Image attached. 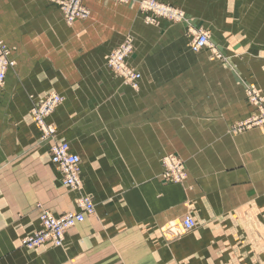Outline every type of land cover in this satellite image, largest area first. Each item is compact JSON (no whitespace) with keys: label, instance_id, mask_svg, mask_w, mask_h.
<instances>
[{"label":"crops","instance_id":"obj_1","mask_svg":"<svg viewBox=\"0 0 264 264\" xmlns=\"http://www.w3.org/2000/svg\"><path fill=\"white\" fill-rule=\"evenodd\" d=\"M83 1L90 17L68 25L46 0H0V40L15 61L0 88V264H264V128L226 132L253 110L225 63L188 48L190 28L206 29L264 94V0H159L185 21L158 26L134 3ZM127 31L138 91L105 64ZM52 91L62 101L50 121L80 158V192L30 116ZM167 153L184 160L181 184L159 177ZM79 193L94 212L62 245H20L39 226L37 204L77 212ZM187 214L195 227L178 231Z\"/></svg>","mask_w":264,"mask_h":264},{"label":"built area","instance_id":"obj_2","mask_svg":"<svg viewBox=\"0 0 264 264\" xmlns=\"http://www.w3.org/2000/svg\"><path fill=\"white\" fill-rule=\"evenodd\" d=\"M54 1L60 5L62 10L64 11L66 17L71 20L74 17L83 16L84 10L78 5L79 0H50ZM125 1V0H124ZM142 3H147L150 7H157V4L160 9V16H164L170 19H175V15H179V13L173 9L167 8L163 5H159L158 3L154 2L153 0H143ZM208 44V36L206 33H197L191 39L189 43V48L192 49L194 52H198L204 48H207ZM9 50L6 47L0 46V82L4 77V70L7 66V54ZM123 51H120L110 57L109 60V67L119 74L125 83L129 84L131 87L136 88V78L139 77L138 73L134 72L131 69H128L122 63L123 60ZM249 102L256 108L257 112L254 114L252 118H250L247 123L250 126H257L264 123V101L258 94L254 91L250 92L249 94ZM59 101L58 96L51 95L49 96L43 103L39 106H36L33 109V117H35V121L39 126V130L42 137L51 136L53 134V129L50 125L43 122L41 120V116L46 114L49 111V105L53 104L56 101ZM40 111L41 115H37V112ZM67 144L66 143H59L55 144L52 149V160L55 162L61 169L64 177L65 183L71 186H75L77 181L79 182L77 171H78V157L73 154H69L67 152ZM169 158L172 164H167L165 160H162L163 171H162V178L164 181L167 182H177L183 180L185 177L183 165L180 163L179 159L176 156L169 155ZM85 202L86 208H90V203L88 198H82L81 202ZM82 204V203H81ZM84 218L82 213H69L65 214L61 217L54 218L47 213H43L41 216V224L44 226V229L35 232L30 236H27L22 241L23 245L31 247L33 245L40 244L47 238L51 237L56 243L60 242L62 231L74 224L75 222L82 221ZM182 225L185 229H190L194 226V222L190 216H186L183 221Z\"/></svg>","mask_w":264,"mask_h":264},{"label":"rangeland","instance_id":"obj_3","mask_svg":"<svg viewBox=\"0 0 264 264\" xmlns=\"http://www.w3.org/2000/svg\"><path fill=\"white\" fill-rule=\"evenodd\" d=\"M47 1V0H46ZM83 1V0H82ZM113 1H115V2H117V3H124V4H129V3H134L135 5H136V7L138 8V10L140 11V12H142L143 13V22L145 23V24H148V25H154V26H158L159 25V22H160V20H166V21H169V22H172V23H180V22H184L185 21V14H184V12H183V10L182 9H180V8H177V7H174V6H171V5H169V4H166V3H164V2H161V1H159V0H154V1H156V2H158V4H162L163 6H165V7H167V8H170V9H173V10H175V11H177L178 13H179V15L180 16H178V15H175V19H170V18H167V17H163V16H158L157 17V15L155 14V13H153V11H151V10H147V9H144L143 8V6H142V1L143 0H113ZM49 2V1H48ZM51 3V2H50ZM53 4V3H52ZM83 5H84V7L87 9V11L89 12V15H90V10H89V8H88V6L84 3V1H83ZM60 12V11H59ZM60 15H61V12H60ZM88 15V16H89ZM88 16L86 17V18H88ZM90 17V16H89ZM61 18H62V20L64 21V19H63V17H62V15H61ZM86 18H84V19H86ZM77 20H83V19H77ZM65 22V21H64ZM74 22V21H73ZM72 22V23H73ZM66 23V22H65ZM72 23H70V24H72ZM66 24H68V23H66ZM69 25V24H68ZM198 32H205L207 35H208V45H207V48H204V49H207L208 51H209V56H210V58L211 59H213V60H216V61H220V62H223V63H225L227 66H228V68H229V70L231 71V73L229 74V76H231L240 86H241V90H242V98H244V103H245V105L248 103L249 104V106L252 108V110L253 111H251V113H249V114H245V115H242V116H240V118L239 119H236V120H234V121H232V122H230V124H228L227 125V128H226V132H228V134H230V135H232V136H235V135H239V134H243V133H245V132H247V131H250V130H253V129H261V128H264V123L263 124H261V125H257V126H250L248 123H247V121L250 119V118H252L253 116H254V114L257 112V110H256V108L249 102V94H250V92H252V91H254V92H256L257 94H258V96H260L261 98H262V100L264 101V94H263V91L257 86V85H255L254 83H252V82H248L246 79H244L243 78V74H242V76H241V74H239L234 68V65L230 62V58L228 57V56H225L217 47H216V45L213 43V42H211L210 41V34H209V32L206 30V29H203V28H195V29H191L190 28V31H189V33H190V40H189V43H190V41H191V39L193 38V36H195ZM120 36H122V38H121V41L116 45V46H114L109 52H108V54H107V56H106V66H107V68L113 73V75H115L117 78H119L120 79V81L122 82V84H124L125 86H127V87H129L131 90H133V91H138L139 90V86H140V81H141V77H140V80H139V82H138V86L136 87V88H133V87H131V86H129L128 84H126L124 81H123V79H122V77H120L115 71H113L108 65V63H107V59H108V56H109V54H110V52L112 51V50H114V49H117V48H119L122 44H124V43H129L130 44V46H131V52H130V54H129V56L126 58V62H127V64H129L132 68H134L135 70H137L139 73H140V71L130 62V58H131V56H132V54H133V52H134V48H135V39H134V35L130 32V31H127V32H125L123 35L122 34H120ZM0 44H1V46H3V47H6L8 50H9V54H8V58H9V60H10V62H11V66L10 67H8L7 68V70L9 69V68H12L13 66H14V64H15V61H14V59L12 58V48L10 47V46H8L4 41H2V40H0ZM188 48H189V45H188ZM190 49V48H189ZM203 50V49H202ZM190 51H191V49H190ZM201 51V50H200ZM199 51V52H200ZM192 52V51H191ZM193 53H198V52H193ZM7 72V71H6ZM140 75H141V73H140ZM5 80V79H4ZM3 84H4V81H3V83L0 85V88L3 86ZM54 91H52V92H49V93H47L44 97H43V99H41L40 101H38V102H33L32 101V104H31V107H30V116H31V119H32V115H31V109H32V106L34 105V104H37V103H40V102H42L44 99H45V97L48 95V94H50V93H53ZM55 93H57V92H55ZM58 94V93H57ZM60 95V94H59ZM61 103V102H60ZM59 103V104H60ZM58 104V105H59ZM247 106V105H246ZM244 107V104H242L241 105V109ZM57 108V107H56ZM56 108H55V110H56ZM54 110V111H55ZM243 112V111H242ZM54 113V112H53ZM52 113V114H53ZM244 114V113H243ZM34 121V120H33ZM52 123V122H51ZM53 124V123H52ZM55 132H56V129H55ZM54 139H56V134H55V137H54ZM40 142H43V143H45V142H50L49 140H42L41 138H40V136H39V139H38ZM169 155H173V156H176L178 159H179V161H180V163L183 165V169H184V173H185V177H184V179L183 180H180V181H177V182H167V181H164L163 180V178H162V171H163V165H162V160L164 161L165 160V162L167 163V164H172V162H171V160H170V158H169ZM160 164H161V172H160V175H159V177L164 181V182H166V183H174V184H181V183H183L184 181H185V179H186V176H187V174H186V169H185V165H184V160L182 159V158H180L178 155H176V154H174V153H167V154H164L163 156H161V158H160ZM82 179V178H81ZM68 187V186H67ZM82 187V186H81ZM70 188V187H69ZM71 190H74L73 188H70ZM80 190H81V188H80ZM75 191H77L78 192V190H75ZM80 194H82V193H80ZM79 194V195H80ZM79 195L76 197V204H77V207H78V198H79ZM37 206V209L39 210V215H40V213H41V211L42 210H47V211H49L51 214H53V215H56V214H54V213H52L49 209H47V208H45V207H43V206H41L40 204H37L36 205ZM79 208V207H78ZM67 213V212H66ZM63 214H65V213H63ZM58 215H62V214H58ZM58 215H56V216H58ZM186 216H190L191 217V215L190 214H187V215H185L184 217H186ZM183 217V218H184ZM182 218V219H183ZM192 218V217H191ZM182 219L181 220H177L176 221V223H175V226L177 227L176 229L179 231V230H182V231H184V232H186V231H190V230H192L193 228H191V229H189V230H185L183 227H182ZM196 225V224H195ZM40 226V225H39ZM39 226H38V228H39ZM38 228L37 229H35V230H38ZM173 228H175V227H173ZM34 230V231H35ZM33 231V232H34ZM23 238V237H22ZM21 238V239H22ZM21 239H20V241H21ZM21 245V244H20ZM62 245V244H61ZM23 247V246H22ZM52 247H59V246H52ZM24 248H26V247H24Z\"/></svg>","mask_w":264,"mask_h":264},{"label":"bare ground","instance_id":"obj_4","mask_svg":"<svg viewBox=\"0 0 264 264\" xmlns=\"http://www.w3.org/2000/svg\"><path fill=\"white\" fill-rule=\"evenodd\" d=\"M47 1H49V2H51V3H53V4H55V5L58 7V9H59V11L61 12V15H62L64 21H65L66 23H68V24L72 23L73 21H75V20H77V19H84V18H86V17L89 15V12H88L87 9L84 7V5H83V1H82V0H79V1H78V5L84 10V15H83V16L74 17V18L71 19V20H69V19L66 17L64 11L62 10V8L60 7L59 4H57V3L54 2V1H50V0H47ZM153 1H154V0H153ZM154 2H156V1H154ZM156 3H158V2H156ZM155 5H156L157 7H150L149 4H147V3H142V6H143L144 9L151 10V11H153V13H155L156 15H157V14H160V9H159V8H162V7H159L157 4H155ZM159 5H162V4H159ZM158 16H160V15H157V17H158ZM163 17H164V16H163ZM198 33H199V32H198ZM200 33H205V32H200ZM207 36H208V35H207ZM207 45H208V44H207ZM0 46H1V44H0ZM120 51H123V53H124V55H123V60H122V63L124 64V66L127 67L128 69H131V70H133L134 72L138 73L139 77L136 78V80H135L136 85L138 86V82H139V80H140L141 75H140V73H139L137 70H135L134 68H132V67H131L129 64H127V62H126V58L129 56V54H130V52H131V46H130L129 43H124V44H122L119 48L112 50V51L110 52L109 56H108L107 63L109 64V60H110V57H111L112 55H114V54H116V53H118V52H120ZM191 51L194 52L192 49H191ZM198 52H199V51H198ZM8 54H9V53H8ZM8 54H7V62H8V64H7V66L5 67V70H4V77H3L2 81L0 82V85L3 83V81H4V79H5L7 68L10 67V66L12 65L11 62H10V60H9V58H8ZM118 75H119V74H118ZM119 76H120V75H119ZM120 77H121V76H120ZM122 79H123V78H122ZM123 81H124V80H123ZM126 84H127V83H126ZM128 85H129V84H128ZM129 86H130V85H129ZM137 86H136V87H137ZM51 95H56V96H58L59 101L57 100V101L54 102L53 104L49 105V111H48L46 114H44V115L41 116V120H42L44 126H45V123H46V124H48V125H50V126L52 127V129H53V134H52L51 136H47V137H42V136H40V138H41L42 140H49V141H50V142H49V154H50V160H51V162L56 166L57 170L59 171L63 183H64L66 186H68V187H70V188H73L74 190H78V192H80V188H81V186H82V179H81V175H80V158H79V156H78L77 154L70 152V150H69V146H68V143H67V142H57L56 139H54L55 134H56V132H55V127H54V125H53V124L51 123V121H50V116L52 115V113L54 112V110H55V108L58 106V104L62 101V97H61L59 94L53 92V93L48 94L42 102L37 103V104H34V105L32 106V109H31L32 119H33V120L35 119V117H33V109H34L36 106H39L41 103H43V102H44L49 96H51ZM37 115H41V114H40V111L37 112ZM34 122H35V124L37 125V127H38V129H39V126H38V124L36 123L35 120H34ZM39 131H40V130H39ZM40 135H41V133H40ZM59 143H66L67 146H68V148H67V152H68L69 154L76 155V156L78 157V159H79V161H78V165H77V166H78L77 175H78L79 182L77 181V183L75 184V186H71V185L65 183V177H64V175H63V173H62L60 167H59L55 162H53V160H52V152H51V149H52V147H53L55 144H59ZM79 194H80V193H79ZM82 198H88V199H89V200H88L89 203H90V208H89V209L86 208L84 200H83V202H81V201H82ZM77 201H78L79 211H77V212H67V213H65V214H69V213H73V214H76V213H82L83 216H84V218H85L86 215L92 214V213L94 212V204H93L92 200L89 198V196H87V195H85V194H80V195H79V198H78ZM81 203H82V204H81ZM43 213H47L48 215H50V216H52V217H54V218H58V217H61V216L65 215V214H62V215H58V216H56V215L51 214V213H50L49 211H47V210H46V211H45V210H42L41 213H40V215H39V225H40V226H39L38 230H35L34 232H32V234L35 233V232H39V231H41V230L44 229V226H42V224H41V216H42ZM84 218H83V220H84ZM184 218H185V217H184ZM184 218H183V219H184ZM183 219H182V221H183ZM83 220H82V221L75 222L74 224H72V225L66 227V228L62 231L61 239H60V242H59V243H56V242L53 240V238L49 237V238H47L46 240H44L43 242H41L40 244H37V245H33V246H31V247H28V246H26V245H23V244H22V241H23L24 238H26L27 236L32 235V234H29V235L24 236V237L21 239L20 244H21V246L26 247L27 249L36 248V247H38V246H40V245H42V244H44V243H47V242L50 243L52 246H60V245L63 243V241H64V237H65V233H66V231L69 230L70 228L76 226L77 224L83 222ZM192 220H193V218H192ZM182 221H181V222H182ZM193 222H194V220H193ZM194 226H195V222H194ZM194 226H193V227H194ZM182 227H183V225H182ZM193 227H192V228H193ZM183 228H184V227H183ZM184 229H185V228H184ZM190 229H191V228H190ZM185 230H189V229H185Z\"/></svg>","mask_w":264,"mask_h":264}]
</instances>
